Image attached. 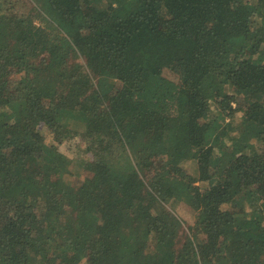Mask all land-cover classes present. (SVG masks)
Masks as SVG:
<instances>
[{"label": "trees", "instance_id": "16d2710c", "mask_svg": "<svg viewBox=\"0 0 264 264\" xmlns=\"http://www.w3.org/2000/svg\"><path fill=\"white\" fill-rule=\"evenodd\" d=\"M61 261L264 264V0H0V264Z\"/></svg>", "mask_w": 264, "mask_h": 264}, {"label": "rangeland", "instance_id": "374dc122", "mask_svg": "<svg viewBox=\"0 0 264 264\" xmlns=\"http://www.w3.org/2000/svg\"><path fill=\"white\" fill-rule=\"evenodd\" d=\"M131 4H133V8L135 7V3L134 1H131ZM130 3H127V5H124L121 7V9H129L132 7ZM132 8V9H133ZM128 13H125V16ZM38 23L40 24L41 21L38 20ZM50 96V93L47 94V98ZM239 100L243 101L242 97H239ZM239 103L237 102V105ZM239 124V123H238ZM225 128V127H224ZM242 128V125H238L237 129ZM241 129H239L240 131ZM78 130H75L74 132H77ZM223 131V130H222ZM222 135V134H220ZM76 137V136H75ZM221 137V136H220ZM226 142V140H225ZM224 142V143H225ZM87 148L86 143H81L80 146H78V151H84ZM72 149H76L75 147H73ZM173 173L175 174V176H179L182 178H186L188 180H195V177L198 175L197 173V168H196V162L189 160V159H183L180 160L178 163H176V165L174 166L173 169ZM84 180L83 178L77 177V176H73V178H71V184L76 188V189H81L83 187ZM201 186L205 185L204 183L200 184ZM69 190H71V187H68ZM59 264H64L63 261H61Z\"/></svg>", "mask_w": 264, "mask_h": 264}]
</instances>
